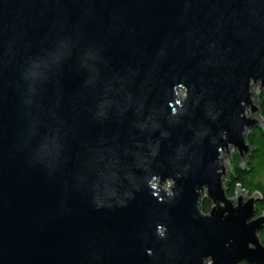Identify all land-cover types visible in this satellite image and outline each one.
Instances as JSON below:
<instances>
[{
	"label": "water",
	"instance_id": "1",
	"mask_svg": "<svg viewBox=\"0 0 264 264\" xmlns=\"http://www.w3.org/2000/svg\"><path fill=\"white\" fill-rule=\"evenodd\" d=\"M255 88L264 0H0V264H264Z\"/></svg>",
	"mask_w": 264,
	"mask_h": 264
},
{
	"label": "trees",
	"instance_id": "2",
	"mask_svg": "<svg viewBox=\"0 0 264 264\" xmlns=\"http://www.w3.org/2000/svg\"><path fill=\"white\" fill-rule=\"evenodd\" d=\"M260 102V114L264 118V101L261 94L258 95ZM246 142L250 148V152L242 165L237 154L231 156L229 162L231 164L230 172L224 181V190L227 198H232L240 188L249 196L259 194L261 200L255 205L256 217L264 215V185L259 180L264 175V128H255L246 135ZM210 204L204 200L201 203V210L208 213ZM259 237L264 245V228L259 231ZM245 264V263H240Z\"/></svg>",
	"mask_w": 264,
	"mask_h": 264
},
{
	"label": "clouds",
	"instance_id": "3",
	"mask_svg": "<svg viewBox=\"0 0 264 264\" xmlns=\"http://www.w3.org/2000/svg\"><path fill=\"white\" fill-rule=\"evenodd\" d=\"M187 167V166H186ZM169 195L170 196H172V199L170 200V201H172L173 199H175L176 198V196L178 195V192L176 191V189H175V193H174V195L172 194V193H169ZM169 201V202H170ZM165 231H166V229L162 226V225H157L156 226V234L160 237V238H162V239H166V237H165ZM151 254V252H149V255Z\"/></svg>",
	"mask_w": 264,
	"mask_h": 264
},
{
	"label": "rangeland",
	"instance_id": "4",
	"mask_svg": "<svg viewBox=\"0 0 264 264\" xmlns=\"http://www.w3.org/2000/svg\"><path fill=\"white\" fill-rule=\"evenodd\" d=\"M254 91H255L258 95L260 94L257 88H255ZM234 154H236V153H233L232 155H234ZM232 155H231V151H230V157H231ZM228 161H229V159H228ZM223 164H224V166H225L226 168L229 169L228 172H227V173L229 174V172H230L231 169L229 168L228 162H227L226 160H223ZM229 164H230V162H229ZM230 167H231V164H230ZM259 180H260V181L263 183V185H264V175H263L261 178H259Z\"/></svg>",
	"mask_w": 264,
	"mask_h": 264
}]
</instances>
